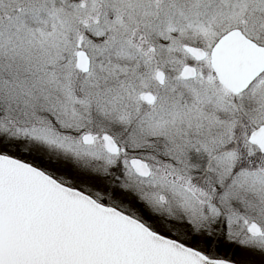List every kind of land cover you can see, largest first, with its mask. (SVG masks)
<instances>
[{"label":"snow or ice","instance_id":"obj_1","mask_svg":"<svg viewBox=\"0 0 264 264\" xmlns=\"http://www.w3.org/2000/svg\"><path fill=\"white\" fill-rule=\"evenodd\" d=\"M0 264H264V0H0Z\"/></svg>","mask_w":264,"mask_h":264}]
</instances>
